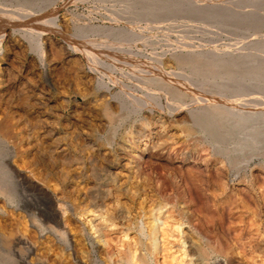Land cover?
<instances>
[{
  "label": "rangeland",
  "instance_id": "1",
  "mask_svg": "<svg viewBox=\"0 0 264 264\" xmlns=\"http://www.w3.org/2000/svg\"><path fill=\"white\" fill-rule=\"evenodd\" d=\"M123 1L50 0L40 7L57 9V23L67 34L82 30L84 28L81 27L86 25L100 24L109 25L111 32L90 30L87 32L89 38L111 40L119 33L122 34L118 36L133 32L135 36L124 43V56L132 52L140 60L154 52H158L157 55L162 52L165 57L170 55L169 51L176 50L173 41L183 27L185 30L192 25L189 30L192 28L195 32L193 44L200 46L208 40L205 38L209 33L196 31L195 25H199L201 19L198 21L191 16L186 19L185 15L181 19L182 16L178 15L177 18L160 16L161 20L147 13L141 3L133 8L140 13L120 15L112 6H118ZM1 4L18 5L27 10L35 7L32 2L22 0H0ZM179 18L182 21L185 19L184 23L190 19L191 23H188L191 25L185 26ZM191 19L197 21L193 24ZM161 21L166 24L164 27ZM168 21L174 22L173 25L180 22V28L171 25L172 30L169 29ZM210 23L209 26L212 25ZM218 23L225 26V23L215 22L212 26L218 28H211L215 31L212 36L219 37L221 43L227 34ZM200 24H203L202 20ZM176 26L181 29L179 33ZM51 31L45 29L39 33L40 47L37 49L29 44L27 33L10 24L4 27L5 35L0 40V139L7 148L17 152L13 158L16 168L26 172L31 180L36 178L37 181L33 179L32 182L42 181L52 195L56 194L60 209L69 215L71 227L76 232L73 237L71 234L68 236L80 241L82 249L92 254L95 252H92L90 241L95 240L100 232L97 227L102 228L113 221L108 226L111 231L123 228L132 238L126 244L113 238L111 252L98 248L95 256L103 264H125L126 255L141 257L145 251L135 242L136 224L140 220L148 223L150 218L165 217L170 225L181 224L189 228V234L196 239L194 254L201 253L210 261L218 258L221 264H264V152L247 157L236 166V171L233 162L237 160L219 152L203 127L193 123L188 108L190 103L195 104L192 101L198 97L194 92L192 97L189 96L191 90L182 95L184 98L179 99L180 104L175 103L177 111L172 112L168 108L174 104L170 93L163 89L159 92L158 87H151L158 91L154 94H158L157 106L145 105L143 108L134 105L131 110L122 108L115 99L117 95H114L120 90L117 84L111 80L108 90L98 88L96 78L102 75L104 81H109L108 76H112L131 84L132 89L134 86L133 90L137 93L144 92L143 88L145 90L148 86H137L136 79L130 76L129 64L123 63V60L120 62L124 65L114 63L115 68L113 66L107 75L101 69L91 71L83 51ZM163 31L169 32L167 42L160 39ZM154 37L157 42L152 41ZM149 38L153 39L150 41ZM161 64L165 70L179 69L170 60ZM192 76L196 77L195 74ZM198 78L196 80L200 85L204 83L201 86L204 89L209 88L212 82L213 85L221 82L219 78L215 81ZM184 125H190L191 132L187 133ZM133 145L139 150L145 149L144 153L137 151L138 158L128 154ZM1 148L3 153L6 152V147ZM188 175L196 179L197 185L193 191L191 187V201L186 195L187 187L191 186ZM183 181L189 186H185ZM11 185L17 199L27 196L40 201L41 192L34 185ZM6 193L4 190L0 194V198L5 199H0V209L4 206V210H0V256L14 258V250L26 252L24 245L16 246L12 241L15 233L22 231L28 240H37V246L41 245L38 248L41 255L50 258L60 252L64 243L51 237L48 228L49 232L45 234L51 239L49 236H44L47 241L43 236L39 238L35 225L39 222L44 227L53 224L56 227L54 221L44 216L32 203L20 201L14 206L9 193ZM183 201L192 209L191 215L182 209ZM200 203L213 214L211 221H206L202 212L196 209ZM109 216L111 219H108ZM105 219L108 221L105 222ZM203 230L210 236L209 243L202 239ZM36 236L38 239H35Z\"/></svg>",
  "mask_w": 264,
  "mask_h": 264
},
{
  "label": "bare ground",
  "instance_id": "2",
  "mask_svg": "<svg viewBox=\"0 0 264 264\" xmlns=\"http://www.w3.org/2000/svg\"><path fill=\"white\" fill-rule=\"evenodd\" d=\"M22 1L25 3L32 2V4H35V7L32 10H27L18 5L15 7L3 4L0 5V40H2L1 38L5 35L4 27L6 24H10L17 30H22L27 33L26 37L29 39V44L38 49L40 47L38 40L39 33L42 30L50 29L53 33L60 35L73 46L83 51L91 71H93V69H95L94 71H96V69H101V71L107 75V73L109 74L111 72L113 66L115 68L114 63H119L123 60V63L129 64L126 65L130 68V76L136 79L135 82H138L137 86L144 84V86H148L145 90L143 88L144 92L137 93L133 90L134 86L132 89V86L130 87L131 84L129 85L121 80L113 78L112 76H108V78H110L109 81H104L102 75H97L98 78H96V86H98V88H105L108 90L110 87L108 82H111V80L114 84H117L116 86H118L120 90L118 89L119 93L117 94L116 91L114 95H117L115 96V99L122 108L124 107L131 110L130 108L134 105L136 107L143 106V108L145 105L150 106L156 104L157 106L156 98L158 97L156 96L158 94H154L163 89L167 94L170 93V100L174 102L173 104L169 100V95L168 100L172 104L169 105L168 108L172 109V112L173 110L177 111L178 108L177 110L176 107L174 108L175 103L177 102L176 104H180L178 102L181 98H184L182 95L186 94V92H188L187 90H191L192 93L188 95L191 96L194 92L198 97L197 98L193 95L194 98H197L196 101L195 99L192 101L190 98V101L193 103L195 102V104L191 105L190 103V108H188V113L191 116L193 123L197 125L199 124L203 127L204 132L209 135L211 142L214 143L215 148L219 152L223 154L225 153L229 157L237 160L236 162H233L235 168L247 157H251L254 154H262V152H264V0H122L124 3L118 6H114L115 4H113L112 8L120 15H129L132 13L137 14L139 11H135L133 8L136 7L137 3H141L143 7L147 9L146 12L155 16V18L160 16L176 17L178 15L182 16L181 19L184 15V18H198V21L201 19L203 24H200V20V23L198 22L199 25H195V28L197 27L198 29L196 31H201L202 34L209 33V35H211L209 36L206 34L207 38L203 37L208 40H205L202 45L197 46L193 44L192 40L195 32L192 31V28L191 31L189 30L190 27H192L191 24V26L189 25V23H191L190 19L187 24L183 22L185 19L182 21L179 18L184 25L186 24L190 27L189 29L183 30L184 25H182L181 22L183 29H179L181 30V33H179L180 31L176 26V31L179 33L173 41L176 50L174 51L173 49V52L169 51L171 54L167 55V57L163 56L162 52L161 55H157L158 52L157 54L154 52L153 54H150L151 56L148 58H143L144 60L136 58L131 54L132 52L130 54L128 53V56H124V51L126 49L124 43L135 36L132 31V34L129 33L118 36L122 34L119 33L117 36L114 35L116 38L111 40L107 38H89L87 32H90V30L94 32L110 30L111 32L109 25L106 26L100 24L86 25L85 27H81V29L84 28L82 29L83 31L79 30L72 34H67L61 30L57 23V9H45L40 7V5H44L50 0ZM162 17H160L161 20ZM171 19L172 18H170V20ZM174 20L176 19L174 18ZM191 20L193 24L197 21L194 19ZM171 22L172 21L167 23V25L169 24V29L172 28H170L171 25L175 26L180 23L178 21L179 23L176 22V24L173 25L174 22ZM209 22H211L210 24L212 25L215 22L225 23V26L223 27V24L220 26V23H218V26L222 28V31L224 30L228 35H226L227 37L224 35L226 39L221 43H219V41H221L219 37L212 36V33H215L213 30H216L218 27L215 29L212 25L209 26ZM162 23L164 22L161 21L160 24ZM162 25L164 27L166 24ZM179 25L178 27L180 28ZM235 26L236 28H233ZM166 30L169 31L168 28ZM167 31H163V34L160 35L161 40H169V32ZM218 33H221V31H218ZM152 39H150V41ZM154 39L156 40L155 37ZM154 39L152 41L157 42V40L155 41ZM160 39L158 38L159 42L161 41ZM171 44H169V46ZM169 60L176 63L179 69L165 70L161 63ZM121 63L122 62H120V64ZM102 72L99 73L101 74ZM194 74L196 75L195 78L192 76ZM197 74L199 78L197 77ZM208 76L212 77V79L207 78ZM196 78H204L206 81H215V78H219V81L221 82L219 84L214 83V85L213 82L212 84L209 82L210 87L204 89L201 87L204 83H201L202 85H200L199 80H196ZM135 82L132 83L135 85ZM194 84L196 86H194ZM137 86L135 88H138ZM181 86L184 88L182 89ZM151 87H158V91L155 90L156 88L151 89ZM140 88L141 87H139V89ZM166 92H164L163 95ZM125 100H128V102ZM139 109L141 110V108ZM184 126L183 127L187 133L191 132L190 125ZM1 141L0 194L6 190L7 193H9V197L11 198V202L14 203V206H17L20 201L32 203L33 206L44 216L51 218L56 227H53L54 224L51 227L50 225L49 227H44L41 226V223L35 222L38 236L39 238L42 236V238H45L44 236L47 234L46 231L49 229L51 233L49 235H52L51 237H55L57 240L60 239L65 246L60 252H54L55 254H53L52 257H45L38 251V248L41 245L39 244V246H37V240L35 242L28 240L25 233L22 231V233H15L12 241H14V245L16 246L24 245L26 252L19 253V251L14 250L13 253L16 255L14 258L5 255L0 256V264H103L102 261L95 256L98 248H104L106 253H110L112 242H114L115 239L126 244V242L132 238L126 229L121 228L120 230L111 231L112 228L110 230L108 226L111 225L113 221H110V223H104L105 226L103 225L102 228L97 227L100 229V232L97 229L99 233L96 232L98 233L96 237L95 235L92 236L93 239L95 237V240L90 241L91 249L92 252L95 253L91 254L90 251L87 252L82 249L80 241L68 236L70 234L71 236H74L76 232H74L71 227L68 218L69 215L67 216L64 209L63 211L60 209L61 206L59 207V204L57 203L58 199L56 194L52 195L46 186H43L42 181L34 183L32 182L34 177L31 180L29 176L25 174L26 172L23 173L19 168H16L13 163V158L17 152H14L11 148H7L8 146L3 144L4 141ZM1 147H6V152L3 153ZM137 151L144 153L145 149L140 148L139 150L137 146L133 145L128 149V154L131 157L137 156ZM237 170L238 168H236V171ZM217 175H219V170H217ZM188 176V181L191 183V186L187 187L186 195L188 200L191 201L193 198L191 187L193 191L196 189L195 186L197 185L196 179H194L192 175ZM35 180L36 178L34 181ZM162 182L161 184H163ZM183 182L185 183V186H189L186 184V181ZM13 183L22 186L34 185L41 192L40 201H37L35 197L28 198L27 196L17 199L16 195L12 192L11 184ZM0 199L4 198L1 197ZM3 207L4 206H2V209L4 210ZM182 209L188 213V215H191L190 213L192 209L188 206L187 202L185 203L183 201ZM196 209H199L202 212L206 221H211L213 214L209 212L207 207L203 206V203H200L199 205L197 204ZM194 213L195 209H193V215H195ZM5 214L6 213H4V215ZM109 218L110 216L108 219ZM164 218H150L148 223L140 220L138 224H136L137 239L135 242L138 245L143 246L145 251L140 255L141 257L136 258L133 257L134 255H132L131 252V255H124L125 264H221V261L218 258L210 261L208 257H205L201 253L194 254V249L196 247L195 245L193 246V244H196V239L189 234V228L186 225L181 224L170 225ZM108 219H105V222L108 221ZM25 229L24 231H26ZM17 232L19 231L17 230ZM201 236L202 239L205 240V243L210 242V236L207 234L206 230H203ZM51 237L49 236L48 238L51 239ZM35 239H38V237ZM47 239L45 241H47ZM49 240L48 242L50 244ZM41 241L42 240L40 239V242H38L41 243ZM124 252H126V250Z\"/></svg>",
  "mask_w": 264,
  "mask_h": 264
}]
</instances>
